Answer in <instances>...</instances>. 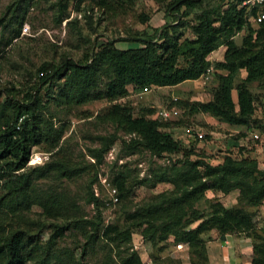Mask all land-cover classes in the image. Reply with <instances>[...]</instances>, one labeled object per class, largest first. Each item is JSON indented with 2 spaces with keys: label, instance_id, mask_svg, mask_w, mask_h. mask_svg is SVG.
<instances>
[{
  "label": "trees",
  "instance_id": "1",
  "mask_svg": "<svg viewBox=\"0 0 264 264\" xmlns=\"http://www.w3.org/2000/svg\"><path fill=\"white\" fill-rule=\"evenodd\" d=\"M22 1L7 7L10 16H0L1 28L18 20L16 12ZM203 1L170 0L164 13L169 20L161 27L128 30L125 37H106L101 43L91 40V48L78 59L62 55L58 63H42L35 73L36 83L22 97L18 92H8L3 106L11 110V116L3 120L0 114V264H88V256L98 250L104 251L105 264H143L132 248L133 235L158 252L165 245L182 244L190 264H210L208 239L204 237L211 232L218 236L244 234L251 241L250 264H264V228L258 227L255 220V210L264 204V168L257 158L242 153L245 149L240 144L247 132L233 134L226 141L229 149L237 148L242 154L227 153L220 163L210 164L199 155L193 159L194 145L186 148L172 136L170 130L182 127V120L163 122L152 117V109L134 115L125 101L131 89L198 81L212 65L214 85L209 100H176L173 106H180L189 115L206 114L219 123L263 132L264 121L257 123L254 115L258 94L264 93V20L255 24L254 17L264 13V4L207 0L203 5ZM74 3L75 11L85 20L92 18L85 11L82 14L83 3L91 11L97 8L99 20L125 17L135 6V0ZM67 10V4L59 3L58 23ZM137 18L147 24L150 15L143 13ZM22 21L19 28L13 26L10 40L19 36ZM66 23L78 27L79 21L74 18ZM239 35L237 44L235 38ZM116 42L138 47L120 49ZM221 46L226 48L223 59L209 61V55ZM252 85L258 93L252 91ZM101 102L108 106L93 119L114 132L96 137L99 146L87 149L93 162L73 161L59 147L62 131L52 123L49 103L73 109ZM191 132L197 143V134ZM119 133L130 139L125 141ZM116 141L126 150L140 149L159 159L173 156L166 165L151 169L150 177L135 181L148 188L158 184L170 188L143 198L133 209L123 207L121 221L105 223L103 201L94 195L92 186L98 181V166ZM39 147L49 154L48 159L40 165H28L34 148ZM82 176L87 177L83 198L93 205L91 217L62 193L39 185L50 179L74 182ZM112 186L118 198L125 199L130 191L128 175L116 172ZM209 191L222 196L236 192V203L227 207L215 200L209 204V212H203L196 205L206 199ZM34 206L40 212L32 213ZM44 233H48L47 238ZM69 236L73 237L74 247L66 245Z\"/></svg>",
  "mask_w": 264,
  "mask_h": 264
},
{
  "label": "rangeland",
  "instance_id": "2",
  "mask_svg": "<svg viewBox=\"0 0 264 264\" xmlns=\"http://www.w3.org/2000/svg\"><path fill=\"white\" fill-rule=\"evenodd\" d=\"M18 1L20 0H0V16L4 14L7 17L10 16L7 7ZM169 1L135 0V6L128 11L125 17H115L109 20H105V18L99 20L100 12L97 8L93 7V11H91V7L83 3L81 5L82 14L87 12L86 15L89 14L92 18L85 20L80 13L75 11V0H31L29 2L23 0L21 7L16 12L18 20H13L12 24L5 28L0 27V114L3 116V120L8 115L11 116V110L3 106L8 92H18L20 97L29 92L33 83H36L35 73L42 63H58L62 55H69L78 59L86 50L91 48L90 41L94 39H98L97 43H101L106 37H125L128 30L141 32L161 27L166 20H169L164 15ZM59 3L68 6L67 15L63 17L60 23L56 21ZM206 3L207 0L203 1V5ZM143 13L150 15L147 24H141L138 21L137 16ZM74 18L79 21L78 27L68 26L66 22ZM21 21L19 36L10 40L13 37V26L19 28ZM24 26L29 27L26 34L22 33ZM78 28L81 33H78ZM240 40L241 35L235 38L237 44L240 43ZM137 46L129 42H116V47L120 49ZM215 61L212 60L211 62ZM212 74L209 80L204 83L200 80L186 81L174 87L148 88V91L145 92L131 89L130 96L125 101L133 108L134 115H137L142 109L144 111L152 109L154 111L152 117L161 119L163 122L182 120V127L170 130L172 136L186 148H191L194 145L195 155L192 156L193 159L199 155L205 157V160L210 164L220 163L227 153L232 154V156L239 155L241 152L237 148L229 149L226 141L230 139L231 135L236 134L235 131L243 132L244 130L247 132V138L241 143L242 145L240 144L245 149L242 153L248 157L257 158L259 166L264 168V129L263 132H259L252 128L247 130L231 127L219 123L206 114L189 115L180 106H173L174 99L185 103L209 100V90L214 85ZM46 88L47 86L43 88L42 94L46 92ZM251 89L255 93L259 92L256 85H252ZM258 96L254 119L260 123L264 121V93H259ZM107 106L105 102H101L88 106H74L73 109H68L56 108L52 103H49V111L54 115L51 119L52 123L56 129L62 131L59 147L63 148V152L73 161L93 162V159L88 156L87 149L99 146L96 137L114 132L112 127L100 125L93 119L95 114L104 111ZM163 108L177 110L178 113L168 119H163L159 116V111ZM46 117L48 118L49 115L46 114ZM191 131L196 134L203 133L204 136L208 135V137L206 140L194 143L195 135ZM254 133H257L260 139L255 140L252 137ZM119 134L125 141L130 139L128 135ZM43 151L41 147L34 148L33 154H45ZM173 158V156L164 155L159 159L140 149L136 151L126 150L120 141H116L104 155L103 162L98 166V181L92 186L94 195L103 201L102 215L105 223L121 221L123 207L133 209L143 198L169 189L168 184H158L155 188H148L146 185H139L135 181L150 177L151 169L159 165H166ZM119 171L128 175L130 191L125 199L119 197L117 204H109L110 196L102 185V181L105 179L106 183L112 185V178ZM86 178L82 176L74 182L63 181L61 183L50 179L39 182V185L42 188L49 186L58 193H62L69 201L77 203L86 217H91L94 215L93 205L86 203L83 198L87 183ZM235 193L222 196L219 193L209 191L206 199L200 201L196 207L203 212H209V204L215 200L230 207L236 203ZM255 211L257 226L264 228V204ZM36 212H40V209L34 206L32 213ZM47 236L48 233H44L43 237L47 238ZM214 236L218 235L211 232L204 238L210 241ZM238 236L244 238V234ZM65 242L68 247L75 246L72 236L65 238ZM132 248L138 252L143 264H178L179 261L182 264H190L186 249L177 250L173 243L165 245L163 250L158 252L152 248L150 243L144 242L140 236L133 235ZM87 263L105 264L104 251L98 250L95 254L89 255Z\"/></svg>",
  "mask_w": 264,
  "mask_h": 264
},
{
  "label": "crops",
  "instance_id": "3",
  "mask_svg": "<svg viewBox=\"0 0 264 264\" xmlns=\"http://www.w3.org/2000/svg\"><path fill=\"white\" fill-rule=\"evenodd\" d=\"M225 50L226 48L221 46L218 50L209 55L208 60L221 61ZM215 57L217 59H213ZM237 128L244 129V127ZM238 132L239 131H235V133ZM234 195L237 196V193ZM206 247L210 264H250L251 241L248 238H241L235 235L214 236L212 240L207 241Z\"/></svg>",
  "mask_w": 264,
  "mask_h": 264
},
{
  "label": "built area",
  "instance_id": "4",
  "mask_svg": "<svg viewBox=\"0 0 264 264\" xmlns=\"http://www.w3.org/2000/svg\"><path fill=\"white\" fill-rule=\"evenodd\" d=\"M253 4H258V5H262L264 4V0H245L243 2V5H253ZM264 20V13L263 12H258L256 14V16L254 17V22L255 24H259ZM29 31V27L28 26H24L22 28V33L26 34ZM138 47V46H137ZM214 72L213 67L209 66L205 69L204 73L202 74V76L200 77V81L201 82H206L209 80V77L211 76V74ZM43 73H40V75H42ZM148 91V88H144L142 89L141 92H145ZM173 101H176V99H174ZM177 110H172V109H167V108H163L162 110L159 111V116H161L163 119H168L171 116H175L177 115ZM252 137L256 140V139H260V136L257 133H254L252 135ZM197 138L199 139V141H202L204 139V134L203 133H198L197 134ZM48 159V155L45 154H41V153H34L30 156L29 161H28V165L33 166V165H40L43 162H45ZM102 185L104 186V188L106 189V191L109 194V204H117L119 202V198H118V193L115 187H113L112 185H109L108 183H106V180L104 179L102 181ZM107 204V205H109ZM177 250H180L182 248H184V245L182 244H178L176 245Z\"/></svg>",
  "mask_w": 264,
  "mask_h": 264
}]
</instances>
